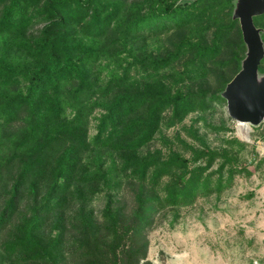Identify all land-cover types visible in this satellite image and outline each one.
I'll return each instance as SVG.
<instances>
[{
	"label": "trees",
	"instance_id": "16d2710c",
	"mask_svg": "<svg viewBox=\"0 0 264 264\" xmlns=\"http://www.w3.org/2000/svg\"><path fill=\"white\" fill-rule=\"evenodd\" d=\"M232 10L233 0H0V264H154L148 233L161 216L173 211V223L251 174L236 137L219 148L182 140L189 157L147 148L224 100L246 49ZM253 20L264 28V13Z\"/></svg>",
	"mask_w": 264,
	"mask_h": 264
},
{
	"label": "rangeland",
	"instance_id": "374dc122",
	"mask_svg": "<svg viewBox=\"0 0 264 264\" xmlns=\"http://www.w3.org/2000/svg\"><path fill=\"white\" fill-rule=\"evenodd\" d=\"M249 126L248 142L239 134L237 121L229 117L224 99L204 112L190 113L172 127H163L149 143V149L167 152L172 147L189 157L191 151L182 140L199 148L202 138L209 147L219 148L226 138L236 137L248 144L237 154L239 165L251 172L236 175L220 196L199 197L180 208L173 223V211L161 216L148 233V258L154 264H255V260L264 264V120ZM103 201L101 194L92 204L99 210Z\"/></svg>",
	"mask_w": 264,
	"mask_h": 264
},
{
	"label": "water",
	"instance_id": "95a60500",
	"mask_svg": "<svg viewBox=\"0 0 264 264\" xmlns=\"http://www.w3.org/2000/svg\"><path fill=\"white\" fill-rule=\"evenodd\" d=\"M263 13L264 0H233L232 19L238 20L246 49L240 69L220 92L229 117L252 126L264 120V73L259 71L264 57V29L253 20Z\"/></svg>",
	"mask_w": 264,
	"mask_h": 264
},
{
	"label": "bare ground",
	"instance_id": "6f19581e",
	"mask_svg": "<svg viewBox=\"0 0 264 264\" xmlns=\"http://www.w3.org/2000/svg\"><path fill=\"white\" fill-rule=\"evenodd\" d=\"M237 129L239 131V134L244 140L250 141L249 131L250 126L246 122L237 121Z\"/></svg>",
	"mask_w": 264,
	"mask_h": 264
},
{
	"label": "built area",
	"instance_id": "2783aa9c",
	"mask_svg": "<svg viewBox=\"0 0 264 264\" xmlns=\"http://www.w3.org/2000/svg\"><path fill=\"white\" fill-rule=\"evenodd\" d=\"M254 263L257 264L258 263L257 260H255Z\"/></svg>",
	"mask_w": 264,
	"mask_h": 264
}]
</instances>
